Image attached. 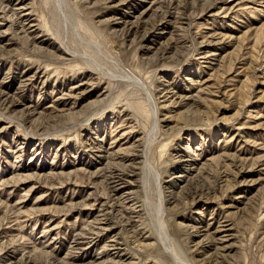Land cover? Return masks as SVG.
<instances>
[{"label": "rangeland", "instance_id": "1", "mask_svg": "<svg viewBox=\"0 0 264 264\" xmlns=\"http://www.w3.org/2000/svg\"><path fill=\"white\" fill-rule=\"evenodd\" d=\"M0 264H264V0H0Z\"/></svg>", "mask_w": 264, "mask_h": 264}, {"label": "bare ground", "instance_id": "2", "mask_svg": "<svg viewBox=\"0 0 264 264\" xmlns=\"http://www.w3.org/2000/svg\"><path fill=\"white\" fill-rule=\"evenodd\" d=\"M22 22H23V21H22ZM115 205H116V204H115ZM113 206H114V205H113ZM113 206H112V207H113ZM99 221H100V220H99ZM103 221H104V220H103ZM105 221H106V219H105ZM101 223H102V222H101ZM99 225H100V224H99ZM104 231H105V230H104ZM99 233H100V232H99ZM97 235H98V234H97Z\"/></svg>", "mask_w": 264, "mask_h": 264}]
</instances>
